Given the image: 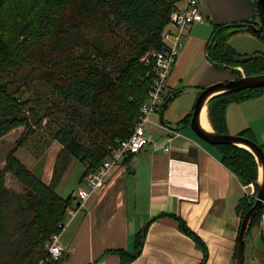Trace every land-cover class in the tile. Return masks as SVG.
<instances>
[{
  "label": "trees",
  "instance_id": "obj_1",
  "mask_svg": "<svg viewBox=\"0 0 264 264\" xmlns=\"http://www.w3.org/2000/svg\"><path fill=\"white\" fill-rule=\"evenodd\" d=\"M183 1L0 0V139L18 127L25 129L0 168V264H39L48 258L46 244L61 231L69 209L79 206L75 192L63 196L58 187L76 163L84 167L81 180L97 172L132 134L155 82L153 53L166 49L162 33ZM247 30L215 27L210 59L219 67H242L248 76L264 73V51L240 53L229 44L230 36ZM263 91L245 89L211 98L214 130L227 133L231 103ZM191 117L181 123H190ZM239 135L264 148L251 129ZM30 138L39 149L60 145L49 183L16 155ZM215 146L242 185L256 186L254 196L245 193L239 201L243 219L256 202L258 161L244 147ZM9 176L19 189L8 185ZM263 210L254 216L248 235L260 224ZM148 226L138 236L135 253L122 251L125 264L141 253ZM181 226L204 251L205 264L206 243L183 220Z\"/></svg>",
  "mask_w": 264,
  "mask_h": 264
},
{
  "label": "crops",
  "instance_id": "obj_2",
  "mask_svg": "<svg viewBox=\"0 0 264 264\" xmlns=\"http://www.w3.org/2000/svg\"><path fill=\"white\" fill-rule=\"evenodd\" d=\"M199 2L205 20L195 22L184 36L186 44L168 80L162 106L151 115L150 142L140 152L127 155L104 187L81 205L62 234L66 252L61 264H125L122 251L136 252L138 236L148 224L141 253L128 264H202L204 251L182 228L181 220L206 243L205 264H234L244 185L222 162L218 148L198 137L191 121H181L192 114L204 88L246 75L242 67H219L210 59L208 47L215 27L259 23L260 18L256 0ZM175 91L180 93L162 113ZM226 119L228 134L249 128L264 145V91L231 103ZM172 131L181 137L174 138ZM54 163L55 158L43 170L48 183ZM70 173L71 169L62 186ZM85 186L80 178L73 192L78 196L79 188ZM77 200L80 203L79 196Z\"/></svg>",
  "mask_w": 264,
  "mask_h": 264
},
{
  "label": "built area",
  "instance_id": "obj_3",
  "mask_svg": "<svg viewBox=\"0 0 264 264\" xmlns=\"http://www.w3.org/2000/svg\"><path fill=\"white\" fill-rule=\"evenodd\" d=\"M184 4L175 9L171 16L170 28L162 33V42L166 49L154 52L156 78L148 99L142 104L141 120L136 125L132 134L122 140L104 160L101 168L97 172H91L84 177L85 187H80L78 196L80 203L78 207L70 208L65 221L61 226V231L54 234L46 244L48 258L39 264H55L62 260L66 252V246L62 241V234L75 218L81 205L97 191L104 187L112 170L129 154L140 152L151 140L147 128L151 122V115L158 111L164 101V93L168 86V80L172 70L178 61L179 55L185 47V34L195 22H204L199 0H184ZM148 56L146 59L149 62ZM174 138L181 137L178 131H172ZM245 193L254 196L256 186L254 183L244 186ZM264 206V202H263ZM260 227L264 233V210L260 221Z\"/></svg>",
  "mask_w": 264,
  "mask_h": 264
},
{
  "label": "water",
  "instance_id": "obj_4",
  "mask_svg": "<svg viewBox=\"0 0 264 264\" xmlns=\"http://www.w3.org/2000/svg\"><path fill=\"white\" fill-rule=\"evenodd\" d=\"M257 9L260 18L259 23L242 22L234 24L237 27H247L256 34L264 33V0H258ZM264 87V73L258 75H243L229 81H222L207 86L202 90L194 106L191 127L194 132L205 142L211 145L234 144L250 150L256 157L260 175L258 181V191L255 204L244 215L240 232L235 248L234 264H246V242L252 224V220L257 212L263 207L264 202V148L257 142L242 135L220 133L214 129H206L202 125V112L211 98L224 92H239L245 89ZM172 96L166 100L163 111L168 106Z\"/></svg>",
  "mask_w": 264,
  "mask_h": 264
},
{
  "label": "rangeland",
  "instance_id": "obj_5",
  "mask_svg": "<svg viewBox=\"0 0 264 264\" xmlns=\"http://www.w3.org/2000/svg\"><path fill=\"white\" fill-rule=\"evenodd\" d=\"M184 2L181 3L183 5ZM229 44L240 53H255L257 49L264 51V36L260 37L253 31H243L239 34H234L229 38ZM237 71V70H235ZM165 97V93H164ZM195 105V104H194ZM192 106V114H193ZM24 127H18L0 139V168L4 166L8 153L16 147V142L24 132ZM30 138L27 142V147H19L16 155L35 173L43 178V170L46 165L57 156L60 147L55 143L51 145H43L35 148V145ZM81 164H75L71 168L69 179L65 184L58 188V192L63 196H68L80 184V178L83 174ZM8 185L19 189L18 183L10 176L8 177ZM246 258L247 264H264V233L260 225H255L248 235L246 243Z\"/></svg>",
  "mask_w": 264,
  "mask_h": 264
},
{
  "label": "bare ground",
  "instance_id": "obj_6",
  "mask_svg": "<svg viewBox=\"0 0 264 264\" xmlns=\"http://www.w3.org/2000/svg\"><path fill=\"white\" fill-rule=\"evenodd\" d=\"M202 125L206 128V129H212V125L208 116V108L207 106H205L203 112H202Z\"/></svg>",
  "mask_w": 264,
  "mask_h": 264
}]
</instances>
